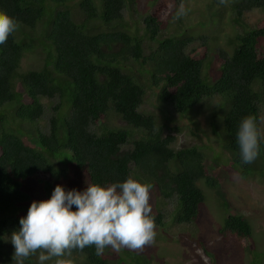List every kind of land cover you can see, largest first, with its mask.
Wrapping results in <instances>:
<instances>
[{
  "label": "trees",
  "instance_id": "obj_1",
  "mask_svg": "<svg viewBox=\"0 0 264 264\" xmlns=\"http://www.w3.org/2000/svg\"><path fill=\"white\" fill-rule=\"evenodd\" d=\"M230 1L226 23L227 15L213 10L184 29L182 18L173 19L177 0H153L145 12H139L137 0H0V11L20 21L19 30L0 45V264H16L10 235L33 200L49 199L57 184L83 191L87 184L123 181L130 172L151 181L150 196L161 199L160 205L150 204L154 241L172 221H200L203 185L217 193L226 212L219 227L225 245L205 246V254L220 264L233 242L252 241L253 224L232 211L235 205L217 166L229 153L237 176L256 170L257 159L242 163L236 134L248 114L260 125L264 106V20L252 29L242 17L244 11L264 8V0ZM207 26L216 30L201 34ZM217 36L229 48H219L214 59L219 69H214L207 54ZM196 40L202 46L190 49ZM29 55L36 60L24 70ZM204 66L218 77L204 74ZM150 91L157 113L141 110ZM43 98L52 106L48 131L37 125L46 109ZM206 98L219 99V109L210 114L219 154L195 144L176 147L175 132L181 128L170 126L175 115L190 114ZM113 116L126 127L111 126ZM129 143L132 147L125 149ZM170 200L175 208L165 213L160 208ZM167 216L172 217L168 222ZM107 250L117 252L109 247L97 256L93 246L62 259L66 264H150L136 249L122 248L118 258ZM37 262L32 256L24 264ZM253 264H264V253L257 252Z\"/></svg>",
  "mask_w": 264,
  "mask_h": 264
},
{
  "label": "clouds",
  "instance_id": "obj_2",
  "mask_svg": "<svg viewBox=\"0 0 264 264\" xmlns=\"http://www.w3.org/2000/svg\"><path fill=\"white\" fill-rule=\"evenodd\" d=\"M179 1L181 0H177V2ZM186 1L189 8L182 2L175 10L174 20H179L188 13L198 10L197 4L200 3L204 4L203 10H198L200 16L206 7L211 11L220 12L221 15H227L226 17H229L231 11L229 7L231 5L230 0ZM190 3H194L196 7L190 6ZM255 9L264 10V8L255 7L248 11ZM248 11L243 12V19H245L244 15ZM19 28L20 21L18 18L9 15L6 11H0V45L7 43L8 38L16 33ZM251 28L255 29L256 27ZM204 34L210 35L211 32ZM196 41L191 42V44ZM224 47L229 48V45L224 46L223 44L222 48ZM212 52L215 55L212 56ZM218 52L219 49H213L210 52L209 47L207 57L209 55V60L216 63L214 59H219ZM213 67L219 69L218 66ZM209 68H211L210 75L208 74V68L205 66L204 74L212 79L217 78L218 75L213 73L214 69ZM45 99L50 102L48 98H43V101ZM206 99L213 100V98ZM52 100L55 103L57 98ZM216 100L219 104V99L216 98ZM218 104L217 108L219 109ZM196 107L197 105L194 110ZM48 108L51 110L50 128L52 106L50 107L48 103H46L43 116ZM214 113L216 112L212 114ZM121 127H126V125ZM214 139L217 146L221 147L215 136ZM236 140L243 164H251L257 159L256 169L264 165V156L259 157L260 144L264 140L262 114L260 125L255 115L248 114L244 116L238 124ZM130 144H126L124 148L132 147V144ZM194 144L204 148L206 146V144H204L205 146ZM152 188V182L136 172H130L123 181L111 182L105 185L99 183L87 184L83 191L75 188L66 189L63 185L57 184L49 199L33 200L31 202L27 215L20 218V227L11 233L10 241L15 249L13 260L16 261V264H24V261L30 257L38 256V264H48V262H51V264H66L65 259L62 258L71 257L74 250H83L86 247L94 246L97 256H101L104 250L109 247L117 252L122 248L142 249L151 244L156 236L155 215L149 203V199L154 196H150ZM170 201L175 203L174 200ZM74 206L75 210H73ZM108 252L110 250L105 251L106 254Z\"/></svg>",
  "mask_w": 264,
  "mask_h": 264
},
{
  "label": "rangeland",
  "instance_id": "obj_3",
  "mask_svg": "<svg viewBox=\"0 0 264 264\" xmlns=\"http://www.w3.org/2000/svg\"><path fill=\"white\" fill-rule=\"evenodd\" d=\"M152 2L153 0H137L139 12H145L147 5ZM182 2L189 8L186 0L179 1L177 8ZM189 5L196 7L194 3H190ZM210 11L206 7L204 14L209 16ZM74 14L76 19L81 17L79 12H75ZM126 17H129V15ZM244 17V20L248 23L247 26L257 27L264 19V10L255 9L248 11ZM227 18L224 19L225 23ZM132 19L136 20L137 15L134 18L132 17ZM182 19L183 28L188 29L190 26L193 27L196 23L200 22V12L195 10L193 13H188ZM134 29L135 27L133 26L132 30L134 31ZM215 30V27L207 26L204 33H210ZM170 31L174 33L172 28ZM225 31L228 32L229 28L225 27ZM226 45L227 43H224V46ZM200 46H202L201 41H196L191 44L190 49L199 48ZM222 46L223 41L217 36L216 40H211L210 52L213 49L218 50ZM261 51H264V38L261 41ZM35 60V55L33 57L29 55V58H26L23 62V69L25 70L33 66ZM212 65L218 66L217 63H213ZM210 72L211 68H208L209 75ZM44 102L49 104L46 99ZM155 104H157V101L154 91H150L147 94L144 104L141 106V110L157 113ZM217 104L216 99H206L201 104H198L192 113L182 117L179 115L174 116V121L170 122V126L177 125L181 128V130L175 132L177 147L194 143L200 145L206 144V146L204 145L205 152L210 155L219 154L222 148L217 146L215 142L209 119L210 114L217 111ZM50 113L51 110L48 108L43 118L38 122V127L44 131L49 129ZM111 126L121 127L125 125L121 118L113 116L111 118ZM262 126L264 127V106L262 107ZM209 159L212 161L211 158ZM230 161V154L225 153L221 167L217 166V168L222 179H224V188L235 205V210L232 211L248 217L253 224L254 231L252 241L243 240L240 243L233 242V249H231L229 254L224 252L219 263L253 264L256 253H264V165L257 168L255 173L249 177H239L230 168ZM203 189L206 194V203L202 206V215L199 222L173 225L172 221V223L170 222L167 226L165 225L159 229L157 241L146 245L142 249H136L146 254V259L148 262L150 261V264H214L213 260L205 254L204 247L207 246L209 249L218 246L220 248L224 247L225 243L219 235V227L223 223L226 212L224 207L221 209L219 207L221 205H218L217 193L204 185ZM153 198L154 200L150 202L151 205L155 206V204L160 205L162 203L159 197L153 196ZM219 202L222 203V200H219ZM163 203L160 209L165 210V213L174 210L175 203L173 201H164ZM170 218L172 217L167 216V222ZM113 254L114 252H108L109 256H113ZM118 256L119 253L116 252L114 257L118 258ZM48 264H51V262H48Z\"/></svg>",
  "mask_w": 264,
  "mask_h": 264
}]
</instances>
